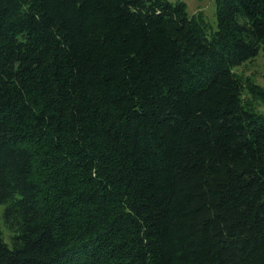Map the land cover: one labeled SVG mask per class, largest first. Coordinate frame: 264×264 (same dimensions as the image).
<instances>
[{"label": "trees", "instance_id": "obj_1", "mask_svg": "<svg viewBox=\"0 0 264 264\" xmlns=\"http://www.w3.org/2000/svg\"><path fill=\"white\" fill-rule=\"evenodd\" d=\"M214 14L0 0V264H264V0Z\"/></svg>", "mask_w": 264, "mask_h": 264}, {"label": "rangeland", "instance_id": "obj_2", "mask_svg": "<svg viewBox=\"0 0 264 264\" xmlns=\"http://www.w3.org/2000/svg\"><path fill=\"white\" fill-rule=\"evenodd\" d=\"M183 1L186 4L189 14H200L202 18L208 24V30L215 28V14H214V0H170ZM234 71L237 72L242 78L249 77L252 81L258 85L264 87V52L261 50L259 53L252 58L251 60L245 61L241 65L234 68ZM246 99L250 100L251 103L257 110H263L264 104L253 99L249 95H244ZM4 237L8 241L7 236L8 232L4 230Z\"/></svg>", "mask_w": 264, "mask_h": 264}]
</instances>
